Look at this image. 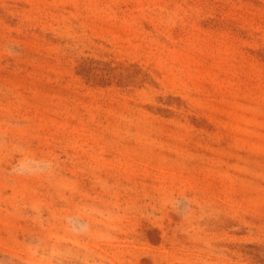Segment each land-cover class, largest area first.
Segmentation results:
<instances>
[{
  "label": "rangeland",
  "instance_id": "rangeland-1",
  "mask_svg": "<svg viewBox=\"0 0 264 264\" xmlns=\"http://www.w3.org/2000/svg\"><path fill=\"white\" fill-rule=\"evenodd\" d=\"M0 264H264V0H0Z\"/></svg>",
  "mask_w": 264,
  "mask_h": 264
}]
</instances>
